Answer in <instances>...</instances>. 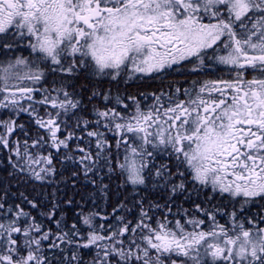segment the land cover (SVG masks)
<instances>
[{"label":"snow or ice","instance_id":"obj_1","mask_svg":"<svg viewBox=\"0 0 264 264\" xmlns=\"http://www.w3.org/2000/svg\"><path fill=\"white\" fill-rule=\"evenodd\" d=\"M0 110V264H264V0H0Z\"/></svg>","mask_w":264,"mask_h":264},{"label":"trees","instance_id":"obj_2","mask_svg":"<svg viewBox=\"0 0 264 264\" xmlns=\"http://www.w3.org/2000/svg\"><path fill=\"white\" fill-rule=\"evenodd\" d=\"M131 88H133V85L131 86ZM0 117L5 119L7 118V116L4 115L2 110H0ZM27 119L28 118L26 115H22L19 118V122L26 123ZM8 155L9 153L7 152V150L0 149V195H3L4 192H7L9 193L10 200L19 202L18 200H16L19 193L23 192L27 195H35V193L31 191V186L26 182H24L22 179H20L18 175L16 176L10 175L12 169L7 164ZM69 175H70V171L64 173L65 178L68 177ZM61 188L63 189V191L60 193L62 198L67 199L68 197H71L73 195V190L71 188L70 183L66 189L63 188V185H61ZM65 192L67 193V195H64ZM116 198L118 197L117 196L113 197V199ZM75 199L79 200V196H76ZM65 210L67 211L68 218L71 221L73 210L71 208H67Z\"/></svg>","mask_w":264,"mask_h":264},{"label":"flooded vegetation","instance_id":"obj_3","mask_svg":"<svg viewBox=\"0 0 264 264\" xmlns=\"http://www.w3.org/2000/svg\"><path fill=\"white\" fill-rule=\"evenodd\" d=\"M203 78V77H201ZM214 78V77H210ZM175 79H182V77H179L176 73L168 74L163 78V80L157 79V80H151V81H135V82H129L128 84H109L107 82L99 83L97 81L93 80H84L83 78L75 81V85L77 90L85 89L83 92L84 99H87V96L89 95L90 91L95 88L105 89L111 88L113 93H116L117 91L121 92V94H136L137 92H152L157 89H159L162 86H166L167 83L172 82ZM133 85V88L131 86ZM93 86V87H92ZM116 91V92H115ZM183 201V197L180 198V200L177 201V203H180ZM185 207H188V204L184 205Z\"/></svg>","mask_w":264,"mask_h":264}]
</instances>
